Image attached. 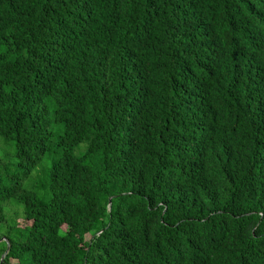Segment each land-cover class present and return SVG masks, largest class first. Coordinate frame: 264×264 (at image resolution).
Listing matches in <instances>:
<instances>
[{"label":"trees","instance_id":"obj_1","mask_svg":"<svg viewBox=\"0 0 264 264\" xmlns=\"http://www.w3.org/2000/svg\"><path fill=\"white\" fill-rule=\"evenodd\" d=\"M5 253L264 264V0H0Z\"/></svg>","mask_w":264,"mask_h":264},{"label":"water","instance_id":"obj_2","mask_svg":"<svg viewBox=\"0 0 264 264\" xmlns=\"http://www.w3.org/2000/svg\"><path fill=\"white\" fill-rule=\"evenodd\" d=\"M6 253H7V252H6ZM6 253L2 256V258H1V260H0V264L3 263V260H4V257H5V255H6Z\"/></svg>","mask_w":264,"mask_h":264}]
</instances>
